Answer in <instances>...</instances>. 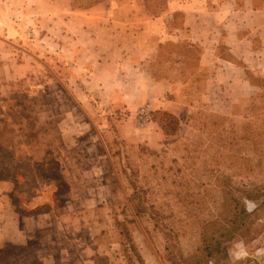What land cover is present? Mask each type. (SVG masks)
Segmentation results:
<instances>
[{"label":"crops","instance_id":"crops-1","mask_svg":"<svg viewBox=\"0 0 264 264\" xmlns=\"http://www.w3.org/2000/svg\"><path fill=\"white\" fill-rule=\"evenodd\" d=\"M162 2L157 10L151 0L90 6L73 0H0V131L7 128L6 147L16 148L22 138L27 160L45 156L44 138L31 143L20 124L22 107L12 97L13 86L22 82L38 88L84 86L83 98L91 96L105 107L98 115L118 112L113 121L128 155L123 164L132 167L148 196H154L150 185L175 188L181 181L183 189L191 178L211 182L212 173L200 171L209 155L214 167L218 162L225 167L226 155L264 159L257 148L264 141V5L257 7L254 0ZM167 45L197 56H177L175 72L170 60L166 72H158ZM141 107L177 118V135H166L159 120L138 124ZM108 159L115 171L112 181L121 188L119 201H127L133 189L120 164ZM162 166L169 167L168 173ZM13 190L11 182L0 181V249L39 239L41 230L59 218L54 207L49 210L53 223L49 213L20 217ZM162 191V196L168 193Z\"/></svg>","mask_w":264,"mask_h":264},{"label":"rangeland","instance_id":"rangeland-1","mask_svg":"<svg viewBox=\"0 0 264 264\" xmlns=\"http://www.w3.org/2000/svg\"><path fill=\"white\" fill-rule=\"evenodd\" d=\"M103 1L75 0L79 6ZM151 1L157 10L162 8V0ZM254 5L263 6L264 0H254ZM180 55L197 56L183 46L167 45L157 71L166 72L170 60L175 72ZM13 90L12 98L22 107L20 124L31 143L42 136L46 147L43 160H27L26 141L21 138L10 149L7 128L1 129L0 146L22 164L11 182L12 203L20 217L49 213L51 223L55 217L49 210L60 211L56 225L42 229L39 239L8 244L0 264H264V159L226 155L221 161L225 167L220 162L214 167L209 155L208 166L200 171L212 173L211 182L191 178L183 189L181 181L175 188L150 185L154 196H148L132 167L123 164L122 157L128 155L113 121L118 112L98 115L105 107L91 96L85 100L84 86L38 88L21 82ZM43 111L46 114H39ZM163 120L168 135L176 136L173 120ZM261 144L257 148L264 155V141ZM109 157L120 164L133 189L124 203L117 196L118 182L112 181L115 171ZM162 167L168 173L169 167ZM201 184L206 185L204 191ZM163 189L171 196H162ZM225 231L224 254L205 258L199 252L204 240Z\"/></svg>","mask_w":264,"mask_h":264},{"label":"trees","instance_id":"trees-1","mask_svg":"<svg viewBox=\"0 0 264 264\" xmlns=\"http://www.w3.org/2000/svg\"><path fill=\"white\" fill-rule=\"evenodd\" d=\"M73 1L76 4L75 0H73ZM95 3H97V2H95ZM95 3H93V4H95ZM164 116L170 117L173 120V122L175 123L174 131L176 132V130H178V128H179V126H178L179 122H178L177 118H175L169 114L162 113V114H159L157 116L154 114H151V120L152 121L159 120V123L161 124V127L163 128L164 133L166 135H168V133H167V130L169 129L168 125H167L168 123L163 120ZM21 165L22 164L19 165L14 161L11 153L7 149H4L0 146V181L13 182L15 175L17 173H21L20 172L21 170H19V169H21L20 168ZM225 234L228 235L229 231L221 232L220 234H218L219 237H216L214 235L209 241L204 240L202 247L199 249V252L202 253L205 258H211L212 255L224 254L225 251L223 248L222 237H224ZM7 246L8 245L1 248L0 253L3 252V250Z\"/></svg>","mask_w":264,"mask_h":264},{"label":"built area","instance_id":"built-area-1","mask_svg":"<svg viewBox=\"0 0 264 264\" xmlns=\"http://www.w3.org/2000/svg\"><path fill=\"white\" fill-rule=\"evenodd\" d=\"M137 123L140 125L146 124L150 120V113L146 108L141 107L137 112Z\"/></svg>","mask_w":264,"mask_h":264}]
</instances>
